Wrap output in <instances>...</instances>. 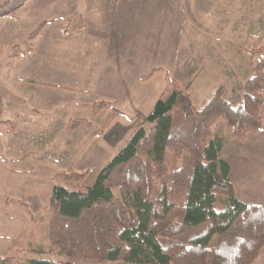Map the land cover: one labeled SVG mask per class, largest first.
<instances>
[{"label":"rangeland","instance_id":"374dc122","mask_svg":"<svg viewBox=\"0 0 264 264\" xmlns=\"http://www.w3.org/2000/svg\"><path fill=\"white\" fill-rule=\"evenodd\" d=\"M146 1L151 0H136L128 7L137 11V17L126 21L127 29L136 32L131 37L123 32L128 37L126 46H111V32L102 22L97 28L81 29L99 31L97 37L88 35L83 39L99 41L89 45L85 58L89 53L90 61L94 58L101 63L108 62L109 55L119 58L121 54L115 74L101 81L94 77L92 86L45 85L72 81L73 75L81 77L83 70H75L70 64L51 69L37 64L34 68L33 59L43 55H28L25 62L7 72L12 55L29 48L33 30H18L14 22L0 28V95L8 99L1 120L16 125L14 133L0 137V256H13L16 264L48 257L33 251L47 242L51 192L58 183L74 186L60 181L58 174L89 171L86 180L77 185H93L137 130L148 125L147 117L169 78L178 81L194 105L200 106L221 86H225L228 96L235 97L239 84L254 74L258 57L248 49L264 45V0H158L157 6L147 5ZM74 40L76 44L80 39ZM79 60L75 57L73 63ZM154 68L161 70L151 79H138L137 75ZM8 76L25 83L8 85ZM88 88L92 92L83 91ZM102 100L113 102L124 112L104 135L92 138L93 131L86 127L67 131L70 120L77 117L88 118L94 130L102 128L111 110L92 115L93 104ZM214 132L225 138L227 151L234 157L233 178L239 191L244 190L250 200L264 196V155L254 157L248 146L245 149L242 141L231 136L223 118L214 126ZM183 162L181 159L180 164ZM250 179L257 181V190L251 191L254 183ZM9 199H25L32 206V214L18 203L9 204ZM261 263L264 250L256 264Z\"/></svg>","mask_w":264,"mask_h":264},{"label":"trees","instance_id":"16d2710c","mask_svg":"<svg viewBox=\"0 0 264 264\" xmlns=\"http://www.w3.org/2000/svg\"><path fill=\"white\" fill-rule=\"evenodd\" d=\"M29 1L8 0L0 6V19L16 17ZM43 26L30 34L28 49ZM248 50L258 60L235 97L221 86L196 106L169 78L148 125L137 130L93 185H77L89 171L58 174L74 186H54L47 242L33 251L48 257L27 264H255L264 250V205L237 197L231 166L222 158L224 139L214 132L221 118L240 141L264 127V45ZM160 70L138 79L148 81ZM109 109L102 128L94 130L88 118L77 117L67 131L86 127L92 138L104 135L124 112L109 100L92 106L94 117ZM15 128L12 121L0 122V133ZM8 202L32 214L25 199ZM0 264H16V259L0 256Z\"/></svg>","mask_w":264,"mask_h":264},{"label":"crops","instance_id":"0c3cea01","mask_svg":"<svg viewBox=\"0 0 264 264\" xmlns=\"http://www.w3.org/2000/svg\"><path fill=\"white\" fill-rule=\"evenodd\" d=\"M7 1L8 0H0V6ZM135 1L136 0H30L22 9L18 11L16 17L0 19V28H3L6 26V24L9 25V22H14L13 27L17 28L18 30L22 29L23 31H34L44 23L42 31L33 41L32 48L28 49L27 47V49H24L20 53L18 58L12 59V62L8 63L6 66L7 72L10 69L13 70L15 66L20 64L22 61L25 62L28 55L30 56L34 54L37 56L43 55L41 57L39 56V58L37 57L33 59L34 68L37 64L39 66H48L50 69L57 67L58 64L63 65V68L64 65L70 64L71 68L73 67L75 70H83V73L81 72V77L78 75H73L74 79L72 81L51 82V84L50 82H44V84L47 86L55 85L62 87H74L79 84H87V86H92L94 83L92 81L94 77L99 78L100 81L104 80L105 77L108 78L109 76L113 75V73L115 74V68L117 64H120L121 54L119 55V58L118 56L115 57L109 55V57L106 58V61L108 62L101 63H98L99 61H95L94 58L90 61L91 58L89 53H85V55L87 54L85 58L84 52L86 49L88 50L89 45H94L99 41H86L83 39L88 35L95 38L97 37L99 31H82L81 29L86 26L88 28H97V26L102 22L106 24L111 32L109 44L111 46L118 44H124L126 46L128 43V37L135 36L136 34L135 31L130 32V29H127L126 23V21H134L137 17V11H134L131 8L128 9V7L131 6L130 3L132 4ZM158 2V0H151L149 2L146 1L145 4L157 6ZM119 19L120 22L118 25L116 22ZM123 23L124 28L122 27ZM123 32L128 37H126ZM147 35L150 34H146L145 36ZM46 36L48 37V40L46 41L44 39L41 41V39L45 38ZM116 36H118V41H115ZM74 38L80 39L76 40L77 42L79 41V43L76 42V44H74ZM75 57H80L81 60L73 63ZM71 63L73 64L71 65ZM137 76L139 77L140 75ZM5 83L12 86H18L19 84H24L25 81L21 79H10L8 76L6 77ZM36 83L42 84L43 82ZM83 91L92 92L90 88ZM7 102L8 99L0 95V122L2 121L1 117L3 110L6 107L8 108ZM15 131L16 130L9 132L8 130H5L0 133V137L6 134L14 133ZM219 135L222 136L221 134ZM223 139L225 144L222 150V158L225 159L231 166L230 179L236 186L237 197L247 203L264 205V196H260V198L255 197L253 200H250L251 198L247 197L251 196H246V193L243 192L244 190H241V192L239 191L233 178L235 174L234 157L230 152L227 151L228 143L224 137ZM242 144H245V149H247L248 146V149L252 153H255L253 154L254 157L264 155V127L258 133L253 134L247 140L242 141ZM0 146H2L1 142ZM245 175L247 176V174ZM249 182L254 183V188L251 189V191H255L259 188L257 181H252L250 179ZM261 188L264 190V185ZM244 197L246 198L244 199ZM258 260L255 262V264L258 262Z\"/></svg>","mask_w":264,"mask_h":264}]
</instances>
